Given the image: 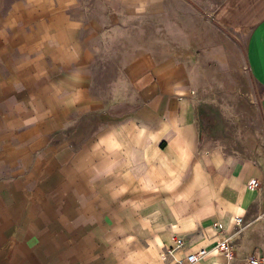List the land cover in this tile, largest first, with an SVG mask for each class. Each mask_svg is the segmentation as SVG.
I'll return each mask as SVG.
<instances>
[{
  "label": "crops",
  "instance_id": "1",
  "mask_svg": "<svg viewBox=\"0 0 264 264\" xmlns=\"http://www.w3.org/2000/svg\"><path fill=\"white\" fill-rule=\"evenodd\" d=\"M206 92L240 110L246 157L202 147ZM250 255L264 256V0H0V264Z\"/></svg>",
  "mask_w": 264,
  "mask_h": 264
},
{
  "label": "rangeland",
  "instance_id": "2",
  "mask_svg": "<svg viewBox=\"0 0 264 264\" xmlns=\"http://www.w3.org/2000/svg\"><path fill=\"white\" fill-rule=\"evenodd\" d=\"M219 96V92L212 96L206 92L201 101L202 147L217 148L236 156L243 153L246 157L245 154L250 153L258 141L246 139L240 110L222 107Z\"/></svg>",
  "mask_w": 264,
  "mask_h": 264
},
{
  "label": "built area",
  "instance_id": "3",
  "mask_svg": "<svg viewBox=\"0 0 264 264\" xmlns=\"http://www.w3.org/2000/svg\"><path fill=\"white\" fill-rule=\"evenodd\" d=\"M250 189H258L260 188V181L257 178H252L249 181L248 184ZM236 222L237 224L241 225L243 222V218L238 216L236 217ZM185 241L183 240L182 237L177 236L175 239V243L173 245H169L165 247L164 254L165 255H170L174 252L175 249H178L180 247L185 246ZM216 247L224 252L228 257L233 256V246L230 242V237H226L223 239H220L216 245ZM208 253L207 249L203 248L199 250L198 252L191 253L187 255V261L189 263H194L201 257H204ZM248 264H264V256L263 255H250L247 259ZM173 264V263H171Z\"/></svg>",
  "mask_w": 264,
  "mask_h": 264
}]
</instances>
